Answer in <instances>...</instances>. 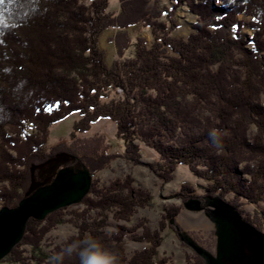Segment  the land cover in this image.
Wrapping results in <instances>:
<instances>
[{
  "label": "trees",
  "instance_id": "16d2710c",
  "mask_svg": "<svg viewBox=\"0 0 264 264\" xmlns=\"http://www.w3.org/2000/svg\"><path fill=\"white\" fill-rule=\"evenodd\" d=\"M159 1L119 0L120 10L113 13L109 0H0L3 206L16 207L31 193L33 164L69 155L93 176L109 164L111 155H99L98 149L94 157L84 147L76 151L64 143L45 150L50 128L74 112L81 117L72 138L108 118L123 142V158L141 164L142 146L155 150L159 161L151 167L163 181L183 164L205 179V197L225 200L239 213L242 200L264 203V0H173L170 8H161ZM181 5L197 16L186 39L173 35ZM247 23L251 38L243 34ZM136 25L149 27L153 40L148 45L139 38L134 54L126 57L127 33ZM110 28L117 29L119 54L111 65L98 41ZM213 130L220 136L219 150L210 141ZM75 164L80 163L65 167ZM90 189L79 204L82 209L64 207L44 220L30 219L9 256L17 264H33L20 249L27 244L39 252L35 264H79L74 254H60L90 234L115 264H170L157 255L161 231L178 211L161 221L158 231L137 224L143 232L136 238L149 247L128 258L125 238L132 229L126 223L152 204V195L137 189L131 176L106 189L94 180ZM177 196L185 202L201 198L189 184ZM107 212L125 225L108 233ZM258 218L257 213L245 217L262 232ZM66 221L76 225L78 234L46 255L42 241Z\"/></svg>",
  "mask_w": 264,
  "mask_h": 264
},
{
  "label": "rangeland",
  "instance_id": "374dc122",
  "mask_svg": "<svg viewBox=\"0 0 264 264\" xmlns=\"http://www.w3.org/2000/svg\"><path fill=\"white\" fill-rule=\"evenodd\" d=\"M109 1L110 6L108 10L118 13L120 10L119 0ZM173 4V0L159 1L161 8H170ZM176 19L178 27L174 30L173 35L186 39L194 31L193 25L197 22V16L191 14L186 5H181L177 9ZM244 20L248 22L250 18L245 17ZM162 21H164L163 17ZM116 34L117 29L110 28L104 31L98 40L109 65L119 55L115 43ZM127 34L125 42H127L128 38L131 42L129 48L125 51L126 57L134 54L139 38L143 39L148 45L153 40L152 30L146 26H133L128 30ZM243 34L246 38H251L253 35V30L249 28L248 23L245 25ZM80 117L79 112H74L64 120L55 123L50 128L49 142L45 150L50 151L52 146L64 143L71 145L76 151L79 149L77 147H84L88 155L94 157L96 155L94 151L98 149L99 155H111L112 157L109 164L92 177V181L98 182L100 189H106L117 179L131 176L137 189L144 190L152 195V204L147 208H139L133 219L129 223H126L132 229L125 238V248L128 258L134 256L136 252L149 247L148 242L136 238V236H140L143 232L142 228H136L137 224L144 222L152 231H158L160 230L161 221L166 222V217L174 215V211H178L173 220L169 222L167 220L165 229L161 231L163 242L159 247L157 259L167 258L170 264H214L218 258L221 241L219 240L218 220L215 214L216 207L211 205L212 198L204 196L207 187L205 179L196 176L188 166L180 164L174 171L172 178H170L171 180L163 181L151 167V165L159 161V155L155 150L146 146H142L143 156L141 164L127 161L122 156L123 142L116 137V124L108 118H100L92 124L91 130L77 133L75 138H72L73 125ZM255 131V128H253L252 132L254 133ZM75 161L76 163L85 165L82 161L73 159L69 155H59L43 164H33L29 191L32 192L38 186L46 185L45 183L51 181L61 168L74 164ZM184 184H189V186L193 187L196 195L201 196V198L195 197L185 202L183 198L177 196ZM88 195L89 193L86 196ZM230 197L231 195L227 196L226 199H230ZM80 203L68 207L70 210H80L82 209L79 205ZM2 207H4L3 203L0 202V209ZM240 211L244 219L248 215L251 216L257 213L259 222L261 223V233H264V203L256 205L242 200ZM230 214L234 216L232 210ZM107 215L105 230L108 233L115 232L116 226L125 225L123 222H116L110 212H107ZM96 216V213H93V217ZM66 217L69 219L71 215H67ZM245 221L247 220L245 219ZM247 222L250 223L249 221ZM54 229H62V235L54 232ZM78 232L79 230L73 222L66 221L59 224L45 236L44 241H42V251L46 255L51 256L58 244H64L68 239L77 235ZM228 234V240H231L233 236L237 237L235 234ZM259 241L264 243V237L260 236ZM257 245H259V242ZM20 249L26 262L35 264L34 258L39 255V252L33 251L32 247L27 244L22 245ZM9 255L2 259L0 264H17L14 256L10 257ZM226 262L227 264H252L251 261H246L243 258H238L235 261L232 259L226 260Z\"/></svg>",
  "mask_w": 264,
  "mask_h": 264
},
{
  "label": "water",
  "instance_id": "95a60500",
  "mask_svg": "<svg viewBox=\"0 0 264 264\" xmlns=\"http://www.w3.org/2000/svg\"><path fill=\"white\" fill-rule=\"evenodd\" d=\"M92 173L87 166L61 168L46 185L38 186L21 199L18 206H4L0 209V261L8 256L20 243L30 219L43 220L50 213L64 207L80 203L90 192ZM212 198L211 205L216 207L217 225L221 248L214 264H227L226 260L238 258L252 264H264L263 236L253 225L245 221L236 208L225 200ZM234 213L231 216L230 211ZM228 233L235 234L231 240ZM259 242V245L257 243Z\"/></svg>",
  "mask_w": 264,
  "mask_h": 264
},
{
  "label": "clouds",
  "instance_id": "9594fccd",
  "mask_svg": "<svg viewBox=\"0 0 264 264\" xmlns=\"http://www.w3.org/2000/svg\"><path fill=\"white\" fill-rule=\"evenodd\" d=\"M211 144L214 148L219 150L222 147L220 136L213 130L209 134ZM58 234L63 233V230H55ZM72 256L73 254L78 258L79 264H115V257L108 251L102 248V245L98 240L92 237L90 234L85 235L80 241H77L71 246L64 255Z\"/></svg>",
  "mask_w": 264,
  "mask_h": 264
}]
</instances>
